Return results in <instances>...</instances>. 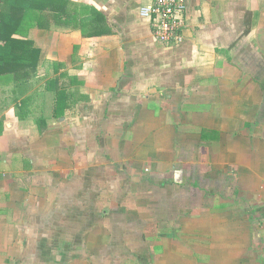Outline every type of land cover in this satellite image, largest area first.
Masks as SVG:
<instances>
[{
    "label": "crops",
    "instance_id": "1",
    "mask_svg": "<svg viewBox=\"0 0 264 264\" xmlns=\"http://www.w3.org/2000/svg\"><path fill=\"white\" fill-rule=\"evenodd\" d=\"M71 1L110 33L0 76V264H264V0H185L169 46L154 0Z\"/></svg>",
    "mask_w": 264,
    "mask_h": 264
},
{
    "label": "trees",
    "instance_id": "2",
    "mask_svg": "<svg viewBox=\"0 0 264 264\" xmlns=\"http://www.w3.org/2000/svg\"><path fill=\"white\" fill-rule=\"evenodd\" d=\"M53 26L79 29L84 37L110 33L100 13L71 0H0V76L27 77L35 70L39 51L28 33Z\"/></svg>",
    "mask_w": 264,
    "mask_h": 264
},
{
    "label": "built area",
    "instance_id": "3",
    "mask_svg": "<svg viewBox=\"0 0 264 264\" xmlns=\"http://www.w3.org/2000/svg\"><path fill=\"white\" fill-rule=\"evenodd\" d=\"M185 12V0H154L140 9L139 16L148 21L155 41L169 46L183 41Z\"/></svg>",
    "mask_w": 264,
    "mask_h": 264
},
{
    "label": "rangeland",
    "instance_id": "4",
    "mask_svg": "<svg viewBox=\"0 0 264 264\" xmlns=\"http://www.w3.org/2000/svg\"><path fill=\"white\" fill-rule=\"evenodd\" d=\"M153 222H155V219H153ZM155 224H157V223H155ZM143 228L144 227L141 224H139L137 227H135V232H134L135 234H133V237L130 240L134 241V243L137 242L138 240H140V239H138V237H139V234L141 233V231L143 230ZM153 233H155V232H153ZM118 252H119V254H118ZM136 252H139V250H137ZM107 253L111 254L109 251ZM112 253H116L118 255H121L119 258L117 257L118 259H116V258H114V259L119 260V263H123L122 261L125 260V253L123 251H112ZM109 262H110V264H114L112 257H107V263H109ZM116 263H118V262L116 261Z\"/></svg>",
    "mask_w": 264,
    "mask_h": 264
}]
</instances>
